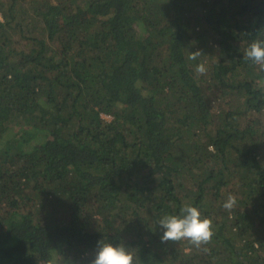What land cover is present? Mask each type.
<instances>
[{"label":"trees","instance_id":"obj_1","mask_svg":"<svg viewBox=\"0 0 264 264\" xmlns=\"http://www.w3.org/2000/svg\"><path fill=\"white\" fill-rule=\"evenodd\" d=\"M256 39L264 0H0V264H264ZM185 205L200 249L161 240Z\"/></svg>","mask_w":264,"mask_h":264},{"label":"clouds","instance_id":"obj_2","mask_svg":"<svg viewBox=\"0 0 264 264\" xmlns=\"http://www.w3.org/2000/svg\"><path fill=\"white\" fill-rule=\"evenodd\" d=\"M202 55L200 51L190 53L188 59L197 61ZM244 59L264 70V39L253 40L244 52ZM197 75L203 76L208 72L205 63H198L195 67ZM237 205V198L229 194L223 203V209L231 212ZM159 225L164 229L162 242L187 240L197 249L208 245L214 236L213 221L202 217V213L196 206L185 205L180 210V215H164L159 220ZM207 251V248H204ZM47 264H56L55 258L47 261ZM91 264H136L134 254L123 244H113L102 240L98 242L97 250Z\"/></svg>","mask_w":264,"mask_h":264},{"label":"rangeland","instance_id":"obj_3","mask_svg":"<svg viewBox=\"0 0 264 264\" xmlns=\"http://www.w3.org/2000/svg\"><path fill=\"white\" fill-rule=\"evenodd\" d=\"M104 115V114H103ZM104 117H106L107 119H110V116L104 115Z\"/></svg>","mask_w":264,"mask_h":264}]
</instances>
